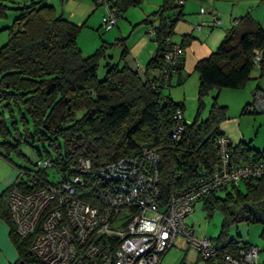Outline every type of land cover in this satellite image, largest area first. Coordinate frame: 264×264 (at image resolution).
Here are the masks:
<instances>
[{
  "label": "trees",
  "instance_id": "1",
  "mask_svg": "<svg viewBox=\"0 0 264 264\" xmlns=\"http://www.w3.org/2000/svg\"><path fill=\"white\" fill-rule=\"evenodd\" d=\"M44 3L42 0L15 9L19 15L8 29L10 39L0 48V139L7 154H0V158L10 162L16 170L36 172L37 165L31 169L14 165L10 154L16 153L29 161L22 148L46 143L54 156L45 151L46 158H42L39 153V162L50 160L53 168L36 172L38 184L27 187L29 191L65 180L80 159H89L93 172L85 180L86 192L90 190L91 195L93 185H98L101 167L134 157L144 149L155 150L160 156V191L165 202L175 191L196 184L200 172L214 170L220 158L218 141L226 137L220 125L227 119V110L215 99L208 118L202 120L204 98L212 90L242 89L252 80L254 70L264 77L263 27L248 18L243 19L240 26L229 30L217 51L197 64L198 116L192 124L186 125L181 139L174 141L171 131L176 126L175 116L179 110L185 113V105L164 96V90L186 81L183 78L184 51L166 89L157 71L164 65L166 40H173L176 25L184 19L186 4L180 7L176 0H164L161 8L143 22L156 32L151 39L157 44L156 56L149 62L145 75L128 66H108L106 78L100 81L98 55L85 57L78 47L79 28ZM140 4L141 0L112 2L119 19L129 7ZM10 10L0 0V21L6 19ZM212 14H209L211 20ZM155 20L159 22L157 26ZM186 37L181 44L183 50L192 42L191 36ZM257 53L261 57L260 68L255 64ZM151 72L156 73L152 78L148 77ZM151 82L159 88L154 90ZM231 146L232 161L237 166L264 162V158L245 143L234 148L231 142ZM15 184L0 198V219L11 229L10 238L19 257L14 264H36L37 260L30 253L34 237L22 238L11 218L9 192ZM240 185H244L245 191ZM200 202L209 215L216 210L224 214V237L230 222L235 220L231 208L264 206V177L209 194ZM262 224L264 239V218ZM219 242L223 250L230 252L251 247L222 238Z\"/></svg>",
  "mask_w": 264,
  "mask_h": 264
},
{
  "label": "built area",
  "instance_id": "2",
  "mask_svg": "<svg viewBox=\"0 0 264 264\" xmlns=\"http://www.w3.org/2000/svg\"><path fill=\"white\" fill-rule=\"evenodd\" d=\"M115 1L96 0L97 6L108 7L103 18L105 31L113 30L120 20L112 5ZM176 3L184 7L186 0ZM205 14L202 9L201 15ZM212 25H223L219 14H212ZM155 34L154 30L149 31L150 38ZM182 53L181 45L171 38L166 40L164 65L157 71L165 89ZM260 61L257 53V68ZM152 88L157 90L159 86L152 83ZM248 110L264 114L263 90L255 92ZM175 124L171 136L178 141L188 125L180 110ZM218 147L220 158L214 170L200 172L196 184L175 191L168 202L162 199L161 159L155 150L144 149L134 157L105 164L99 169V182L93 185L91 195L90 190L86 192L85 180L93 172L89 159H80L65 180L31 191L27 187L39 181L36 172L53 168L51 161L39 162L36 172L17 169L16 184L9 192L11 218L22 238L34 237L30 253L36 264H162L166 253L181 244L196 251L203 264H264L259 260L258 248L223 250L211 239L197 238L194 228L185 223L202 198L264 177V162L241 166L233 163L228 138L221 137Z\"/></svg>",
  "mask_w": 264,
  "mask_h": 264
},
{
  "label": "rangeland",
  "instance_id": "3",
  "mask_svg": "<svg viewBox=\"0 0 264 264\" xmlns=\"http://www.w3.org/2000/svg\"><path fill=\"white\" fill-rule=\"evenodd\" d=\"M42 0H3L12 10L8 12L6 19L0 21V48L5 46L9 39V28L13 26L19 13L15 9L40 3ZM109 1V0H106ZM193 1L196 3L194 4ZM202 6L207 10H212L220 15L224 26L214 28L211 32L219 31L224 34L218 47L227 37L229 30L242 24L243 19H250L264 28V3L261 0H202ZM188 6L185 13H198L200 4L198 0H187ZM186 2V3H187ZM164 0H141L139 6L129 7L119 20V27L112 31H105L103 28V18L108 14L106 4L97 6L93 0H45L46 5L56 9L58 16H63L79 28L77 44L85 57L98 55L97 77L100 81L106 78L108 66L124 67L127 60L138 59V64L142 69L147 68L153 59L145 54L144 45L140 41L147 42L148 45L156 43L150 41L149 31L152 27L143 24L147 17L156 13L163 5ZM157 5H159L157 7ZM201 6V7H202ZM191 10V11H190ZM194 11V12H193ZM135 21L137 28L128 30L129 23ZM155 26L158 20H155ZM121 42V43H119ZM152 46V45H151ZM157 46V45H156ZM155 57V55L153 56ZM122 65V66H120ZM143 71V70H142ZM140 73V72H139ZM141 74V73H140ZM260 72H252V80L242 89H223L222 91L212 90L205 98V108L201 119L206 120L211 107L215 101L220 107H226L227 119L224 120L220 129L224 136L229 138L234 148L242 143L250 146L259 156L264 158V114L249 113L247 108L254 102L253 93L260 82ZM200 78L197 72L191 74L186 84L176 85L173 88L164 90V96L170 97L175 102L183 101L185 104L184 118L186 122L192 124L199 112L200 101L198 97ZM256 92V91H255ZM0 154L6 156L5 149L1 146ZM45 151L51 152L46 143L35 144L33 147L24 146L22 153L29 160L20 158L16 153L10 154V160L14 165L31 169L39 163V153L42 158H46ZM52 153V152H51ZM53 156V153H52ZM54 157V156H53ZM16 177V170L10 162L0 158V178ZM59 180V178L57 179ZM245 191L244 185H240ZM220 197L223 195L219 194ZM231 212L235 215V220L231 221L227 234L222 237L224 214L216 210L212 215L206 211L203 202H198L195 212L186 219V224L194 228L195 236L199 239H211L214 245L222 246V240L234 241L240 245H250L260 251V262H264V239L262 219L264 218V206L262 207H233ZM11 242V240H10ZM12 243V242H11ZM219 243V244H218ZM15 255L12 258L16 262L18 252L12 244ZM203 264L199 260L197 252L188 250L184 245L179 248L174 247L169 250L162 260V264Z\"/></svg>",
  "mask_w": 264,
  "mask_h": 264
},
{
  "label": "crops",
  "instance_id": "4",
  "mask_svg": "<svg viewBox=\"0 0 264 264\" xmlns=\"http://www.w3.org/2000/svg\"><path fill=\"white\" fill-rule=\"evenodd\" d=\"M69 1H74V0H69ZM198 1L200 4V10L198 11V13L195 14L192 12L187 14L185 13V8L188 6V2L186 3V6L184 8V19L179 21L178 24L176 25L175 34L173 36V41L180 45L186 41V38H188L186 36L192 37V42L183 50L184 51L183 78L186 79L184 84H186L190 75L196 72L197 64L205 59H208L212 55V53L215 52V48L219 45V42H221L222 38L224 37V34L222 32L219 31L211 32L214 29V27L212 25V20L209 14L215 12H211L212 10L209 9L206 10L202 6L203 1L202 0H198ZM193 3L195 4L196 2L193 1ZM158 6L159 5H157V7ZM202 9H205L207 12L203 16L201 15ZM131 22L132 23H129V27L127 29L130 30L133 27V31H134V29L137 28L138 25L134 26L133 24H135V21H131ZM119 24L120 23L118 22V25L116 26L117 28L119 27ZM198 26L201 27L200 30L197 29ZM222 26H224V22ZM150 41L154 42L151 38ZM140 42L141 44L144 45L145 54L148 55V59L150 57L154 58L153 56L154 55L156 56V52H157V46H156L157 44H155V46L151 44L152 45L151 46L148 45L147 42L145 41H140ZM124 64L125 66L130 67L131 69L137 71L138 73L140 72L142 76L146 74L147 68H145V70L142 69V67H140V65L138 64L137 58H134L133 60H127ZM155 75L156 73L154 72L148 73V77L151 78L154 77ZM263 78L264 77L261 78L259 76V79H263ZM258 88L264 91V80H260L255 91ZM255 91L253 93V96L255 95ZM177 103L184 104L183 101ZM16 179H17V171H16V177L14 178L13 177L0 178V198L2 197L3 193L9 186L16 183ZM10 231L11 229L8 223L3 219H0V264H14L12 258L15 255V251L13 250L12 247L13 244L11 243L12 241L10 242L11 240ZM18 258L19 257H17L16 262Z\"/></svg>",
  "mask_w": 264,
  "mask_h": 264
}]
</instances>
